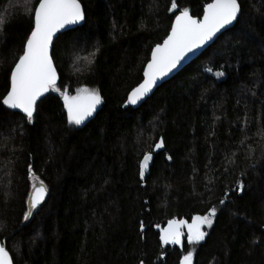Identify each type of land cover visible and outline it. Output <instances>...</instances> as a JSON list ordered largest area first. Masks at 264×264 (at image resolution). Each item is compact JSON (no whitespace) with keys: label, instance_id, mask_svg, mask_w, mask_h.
I'll use <instances>...</instances> for the list:
<instances>
[{"label":"trees","instance_id":"obj_1","mask_svg":"<svg viewBox=\"0 0 264 264\" xmlns=\"http://www.w3.org/2000/svg\"><path fill=\"white\" fill-rule=\"evenodd\" d=\"M26 2L0 0L11 21L0 33V240L13 264H181L189 251L193 264H264V0H239L236 25L137 109L123 106L153 48L180 11L201 18L211 0H80L85 24L54 44L57 87L103 102L74 128L57 92L32 122L2 105L33 26ZM36 181L46 198L24 220ZM214 206L203 242L163 247L169 220Z\"/></svg>","mask_w":264,"mask_h":264},{"label":"snow or ice","instance_id":"obj_2","mask_svg":"<svg viewBox=\"0 0 264 264\" xmlns=\"http://www.w3.org/2000/svg\"><path fill=\"white\" fill-rule=\"evenodd\" d=\"M26 18L32 23L30 34L27 36L22 55H19L10 72V87L2 100V105L7 110H20L28 122H32L37 112V102L48 92H57L63 96L64 107L67 109L69 124L81 125L102 104V96L96 89L87 87L77 90L75 96L61 92L57 87L58 73L53 62V40L57 34L69 26L85 21V11L80 0H36V5L31 7V0L25 4ZM30 8V10H28ZM171 9H177L175 0L171 2ZM242 15L239 0H211L203 8L202 19L190 14L185 8L175 16V23L171 27V34L158 44L151 52V60L143 72V82L132 89L127 97L128 105H137L143 101L158 80L163 79L190 53L203 47L212 41L218 33L229 28ZM11 22L6 16H0V33L4 26ZM95 53L91 56L94 58ZM211 72V69H208ZM223 71H217L216 77H223ZM164 141L155 144L154 150L163 147ZM153 159L151 152L143 155L140 162L139 176L144 179L145 172L149 169V163ZM171 159V157H169ZM30 175L34 176L31 166ZM238 187L243 190V183ZM33 192L28 214L24 220H28L32 211L43 202L47 189L43 181L32 184ZM224 203L223 200L220 202ZM217 208L212 207L206 215L195 216L192 222L187 220L172 219L167 222V227L160 229L159 239L164 245L183 246L185 234L189 245H199L208 236L203 230L205 226L211 229ZM0 264H13L9 251L4 244H0ZM143 264V261L140 262ZM181 264H193V253L189 251L183 256Z\"/></svg>","mask_w":264,"mask_h":264},{"label":"water","instance_id":"obj_3","mask_svg":"<svg viewBox=\"0 0 264 264\" xmlns=\"http://www.w3.org/2000/svg\"><path fill=\"white\" fill-rule=\"evenodd\" d=\"M83 7V6H82ZM84 9V8H83ZM85 11V10H84ZM191 14V13H190ZM179 15V14H178ZM192 15V14H191ZM85 17H86V15H85ZM197 18V17H196ZM199 19H202V17L201 18H199ZM239 19V18H238ZM85 22H86V19H85V21H83V22H81L80 24H77V25H73V26H69L68 28H66V29H63V30H61V33H58L57 34V37L59 38L62 34H64V33H66V32H68V31H71V30H74V29H77V28H79V27H82L84 24H85ZM175 23V20H174V22H173V24ZM236 23L237 22H234V24L233 25H231V26H229V28H227V29H225V30H222L221 31V33H218L217 34V36L216 37H214L213 38V40L212 41H210V42H208L206 45H204L203 47H201V48H199V49H197L196 51H194L193 53H190L187 57H185V59L181 62V64L176 68V69H174L171 73H169L166 77H164L163 79H160V80H158V82H157V85H156V87H154L153 88V90H152V92L151 93H149V95L143 100V101H141L139 104H137V105H135V106H133V105H128L127 104V101L125 102V104H124V106H123V108L124 109H128V108H133V109H137V108H139L142 104H144L149 98H151L154 94H155V92L164 84V83H166V82H168V81H170V80H172L174 77H176L178 74H180L186 67H188L193 61H195L197 58H199L204 52H206L211 46H213V44L217 41V39L221 36V35H223L226 31H228V30H230V29H232L235 25H236ZM171 34V31H170V33H169V35ZM168 35V36H169ZM167 36V37H168ZM58 38H54V40H53V49H54V44H55V42H56V40L58 39ZM167 39V38H166ZM163 44V43H162ZM155 48V47H154ZM153 48V49H154ZM53 49H52V56H53ZM150 60H151V56H150ZM53 62H54V60H53ZM150 62V61H149ZM54 65H55V63H54ZM55 67H56V65H55ZM146 67H147V65H146ZM146 67H145V69H146ZM57 69V68H56ZM57 73H58V71H57ZM211 75H213L216 79H220V77L218 78V77H216L215 76V73H212V72H209ZM144 78V77H143ZM59 82H60V75H59V73H58V80H57V84H59ZM143 82V81H142ZM50 93H51V91L50 92H48V93H46L45 94V96L44 97H41V100L40 101H38L37 102V109H38V106H39V104L44 100V99H46L49 95H50ZM130 94V93H129ZM101 105L102 104H100V105H98L97 106V110H96V112L98 111V109L101 107ZM5 108H6V106H4ZM8 111H11V112H13V113H20V114H22V115H24L22 112H20V110H8ZM96 112H94L93 113V115L92 116H90L87 120H85V122L83 123V124H81V126H83V125H85V124H87L89 121H91L92 119H93V117L95 116V114H96ZM36 114H37V112H36ZM36 114L34 115V117L36 116ZM161 149H163V147L162 148H160L159 150H155L156 152H158V151H160ZM153 160V159H152ZM152 160L150 161V163H149V167L151 166V164H152ZM148 171V170H147ZM146 171V172H147ZM146 172H145V175H146ZM144 179H145V176H144ZM45 198H46V196L44 197V200H45ZM44 200H43V202H44ZM42 202V203H43ZM41 203V204H42ZM40 204V205H41ZM0 244H3L2 242H1V240H0ZM163 244V243H162ZM171 246V244H169V245H164L163 244V247L164 248H168V247H170ZM7 250V249H6ZM13 261V260H12Z\"/></svg>","mask_w":264,"mask_h":264},{"label":"rangeland","instance_id":"obj_4","mask_svg":"<svg viewBox=\"0 0 264 264\" xmlns=\"http://www.w3.org/2000/svg\"><path fill=\"white\" fill-rule=\"evenodd\" d=\"M72 127L74 128V126L72 125ZM36 183H39L38 181H36ZM215 264H217L216 262H215Z\"/></svg>","mask_w":264,"mask_h":264}]
</instances>
